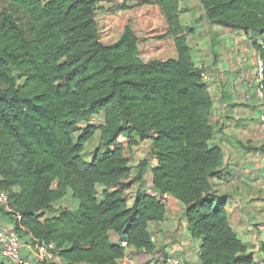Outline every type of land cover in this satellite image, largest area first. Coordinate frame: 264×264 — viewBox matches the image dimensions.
Masks as SVG:
<instances>
[{
    "label": "trees",
    "instance_id": "obj_1",
    "mask_svg": "<svg viewBox=\"0 0 264 264\" xmlns=\"http://www.w3.org/2000/svg\"><path fill=\"white\" fill-rule=\"evenodd\" d=\"M97 1L0 0L30 25L26 35L8 12L0 19V188L8 194L0 218L25 245H44L65 264H121V243L153 252L150 225L163 222L159 198L168 195L184 206L203 264H256L211 184L223 155L211 145L213 102L179 0H154L167 28L159 39L172 40L176 58L149 62L129 27L114 44L101 43ZM197 1L210 25L259 36L254 48L264 65V0ZM142 143L155 165L143 161L131 177ZM255 150L264 153V142ZM66 196L76 210L45 218ZM0 264L9 263L0 257Z\"/></svg>",
    "mask_w": 264,
    "mask_h": 264
},
{
    "label": "crops",
    "instance_id": "obj_2",
    "mask_svg": "<svg viewBox=\"0 0 264 264\" xmlns=\"http://www.w3.org/2000/svg\"><path fill=\"white\" fill-rule=\"evenodd\" d=\"M179 8L181 26L190 29L192 9L187 7L189 10L186 11ZM202 27L207 37L200 44L207 59L210 57V65L207 62L195 65L203 71L204 83L213 102L211 127L214 138L211 145L218 146L223 155L222 165L217 169L218 176L211 179V184L215 195L226 201L230 228L248 246L249 252L255 251L259 256H264V153L255 150L264 142V133L257 124L258 109L243 99L247 91L246 83L254 71L258 56L254 47L261 44L260 37L248 38L244 33L209 25L205 20ZM210 27L212 35L209 36ZM197 37L194 38L196 42ZM166 39L173 46L172 40ZM187 41L195 57V43L190 44L189 35ZM175 58L173 47L171 59ZM142 146L147 149L148 143H142ZM154 165L153 161L151 167ZM13 191L17 192L18 189L14 188ZM51 214L55 215L49 212L45 218L52 217ZM150 228L154 241L151 254H154L153 257L151 254L148 256L154 262L165 264L169 258L176 257L183 264H203L200 259L201 240L190 237L184 221V206L175 199L169 200L163 222L153 223ZM251 246L254 249L251 250ZM131 252L147 255L128 248L123 264H129L127 253ZM49 264L65 263L55 254Z\"/></svg>",
    "mask_w": 264,
    "mask_h": 264
},
{
    "label": "rangeland",
    "instance_id": "obj_3",
    "mask_svg": "<svg viewBox=\"0 0 264 264\" xmlns=\"http://www.w3.org/2000/svg\"><path fill=\"white\" fill-rule=\"evenodd\" d=\"M44 1V0H42ZM192 5V6H191ZM179 6L181 9L192 11V24L190 26L191 32L189 34L190 44L195 43V57L194 61L199 63L207 62L210 65V57L207 59L204 54L202 40L207 37L202 30L203 21H207L204 18V13L199 6L197 0H179ZM190 11V12H191ZM8 12L18 23L19 28L27 35L30 30V25L27 19H25L20 13L12 10L8 5L0 2V19L3 14ZM95 20L98 26L99 39L103 45L109 46L114 44L121 36L125 27H129L138 39L139 57L144 62L152 60H168L173 57V46L168 39H159L167 32L164 18L161 14V10L158 6L154 5V0H98L95 10ZM202 22V23H201ZM210 25V24H209ZM209 28V36L212 35ZM198 36V42L194 39ZM259 41V39H258ZM198 43V44H197ZM207 87V86H206ZM30 104H24V107L28 109ZM100 118L91 120L92 125H98ZM120 142L124 141L119 139ZM99 142V134L95 135L85 146L83 153L84 159L88 161L93 154V151L97 147ZM146 161L148 165L153 164L152 157L148 154L146 147L140 144L135 148L133 162L129 165L131 169V177H135L140 169V163ZM145 192H148L149 188L144 186L142 188ZM101 189H98V198H100ZM55 214L59 210H69L74 212L77 208V204L69 197L66 196L62 200L54 204ZM172 209L174 207L171 206ZM53 214H51L52 216ZM54 216V215H53ZM3 223H9V219L0 218ZM152 232V231H151ZM240 238L239 236H237ZM254 249L253 246L249 247ZM255 251H252L253 258L256 264H264V256H259ZM129 254V264H152L154 261L149 258L148 254H137L135 252ZM154 254V253H153ZM153 254L151 256L153 257ZM35 264H41L36 261ZM153 261V262H152ZM159 262H154V264ZM161 264V263H160Z\"/></svg>",
    "mask_w": 264,
    "mask_h": 264
},
{
    "label": "built area",
    "instance_id": "obj_4",
    "mask_svg": "<svg viewBox=\"0 0 264 264\" xmlns=\"http://www.w3.org/2000/svg\"><path fill=\"white\" fill-rule=\"evenodd\" d=\"M199 69L201 67H198ZM264 78V65L259 56H257L254 71L248 82L246 83V89L243 99L245 102H255L258 109L257 123L262 133H264V90L262 87V81ZM204 81V75L202 74ZM168 195H162L159 200L168 206ZM8 200V194L0 188V207H6ZM17 219H20L17 217ZM153 240V239H152ZM121 246L126 248L125 243H121ZM26 250V252H24ZM0 257L6 263L9 264H35L37 262L43 264H49L53 261L55 254L52 249L47 248L44 245H38L32 247L31 244L25 245V241L15 232L13 227L7 223H0ZM121 264L123 262L121 261ZM165 264H183L179 258H169Z\"/></svg>",
    "mask_w": 264,
    "mask_h": 264
}]
</instances>
